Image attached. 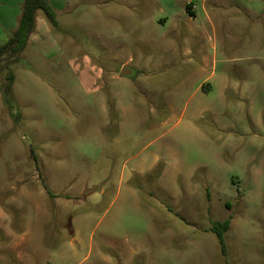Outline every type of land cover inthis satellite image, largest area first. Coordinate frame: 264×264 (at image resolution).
Masks as SVG:
<instances>
[{
	"label": "rangeland",
	"instance_id": "374dc122",
	"mask_svg": "<svg viewBox=\"0 0 264 264\" xmlns=\"http://www.w3.org/2000/svg\"><path fill=\"white\" fill-rule=\"evenodd\" d=\"M48 2L0 57V264H264V0Z\"/></svg>",
	"mask_w": 264,
	"mask_h": 264
},
{
	"label": "trees",
	"instance_id": "16d2710c",
	"mask_svg": "<svg viewBox=\"0 0 264 264\" xmlns=\"http://www.w3.org/2000/svg\"><path fill=\"white\" fill-rule=\"evenodd\" d=\"M41 10L47 21L52 25H57L56 14L48 0H23L21 14L16 28L9 35L7 40L0 44V57L7 53H18L27 44L29 36L35 31L37 12ZM8 82L6 91H9L13 82V75H7ZM230 224L229 218L223 221L214 222L211 229L215 233L224 251L225 241L224 233L228 230Z\"/></svg>",
	"mask_w": 264,
	"mask_h": 264
},
{
	"label": "crops",
	"instance_id": "0c3cea01",
	"mask_svg": "<svg viewBox=\"0 0 264 264\" xmlns=\"http://www.w3.org/2000/svg\"><path fill=\"white\" fill-rule=\"evenodd\" d=\"M22 2L23 0H0V44L4 43L12 31L16 28L21 14ZM190 12L194 15V5L191 6ZM257 12H259V10ZM248 15L255 18L259 17L261 14L256 13L253 10H249ZM42 23H44V20L37 12L35 31H38L40 26L43 27ZM33 35L34 33H32L29 38Z\"/></svg>",
	"mask_w": 264,
	"mask_h": 264
},
{
	"label": "water",
	"instance_id": "95a60500",
	"mask_svg": "<svg viewBox=\"0 0 264 264\" xmlns=\"http://www.w3.org/2000/svg\"><path fill=\"white\" fill-rule=\"evenodd\" d=\"M119 76H121V77H132L133 71L127 65H124L121 68Z\"/></svg>",
	"mask_w": 264,
	"mask_h": 264
}]
</instances>
